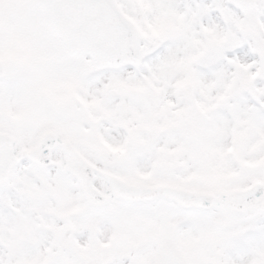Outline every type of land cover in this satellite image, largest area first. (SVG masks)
I'll use <instances>...</instances> for the list:
<instances>
[{
  "label": "snow or ice",
  "instance_id": "snow-or-ice-1",
  "mask_svg": "<svg viewBox=\"0 0 264 264\" xmlns=\"http://www.w3.org/2000/svg\"><path fill=\"white\" fill-rule=\"evenodd\" d=\"M0 264H264V0H0Z\"/></svg>",
  "mask_w": 264,
  "mask_h": 264
}]
</instances>
